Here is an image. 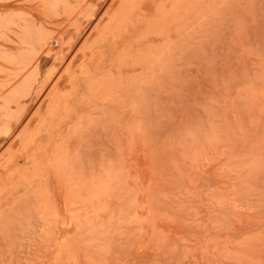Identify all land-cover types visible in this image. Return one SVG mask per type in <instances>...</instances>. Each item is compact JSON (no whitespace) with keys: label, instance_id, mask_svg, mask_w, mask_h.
<instances>
[{"label":"rangeland","instance_id":"374dc122","mask_svg":"<svg viewBox=\"0 0 264 264\" xmlns=\"http://www.w3.org/2000/svg\"><path fill=\"white\" fill-rule=\"evenodd\" d=\"M0 264H264V0H0Z\"/></svg>","mask_w":264,"mask_h":264}]
</instances>
